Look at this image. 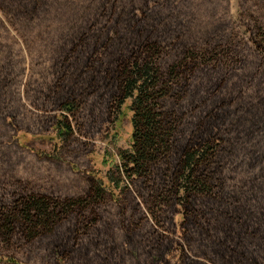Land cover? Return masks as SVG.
Returning a JSON list of instances; mask_svg holds the SVG:
<instances>
[{"label": "rangeland", "instance_id": "rangeland-1", "mask_svg": "<svg viewBox=\"0 0 264 264\" xmlns=\"http://www.w3.org/2000/svg\"><path fill=\"white\" fill-rule=\"evenodd\" d=\"M21 1L0 0L1 209L29 197L46 198L60 209L62 203L88 198L93 177L108 183L110 171L120 164L118 151L131 148L128 104L117 115L108 108L109 96L101 100L97 92L86 90L80 115L68 117L73 135L60 142L55 126L62 116L60 97L66 96L61 86H69L74 94L87 87L94 69L117 51L114 45L120 39L133 45L140 27L160 45L163 71L191 54L197 58L187 61L191 66L180 81L187 90L186 129L195 117L190 123L216 115L214 140L226 148L221 154L227 162V185L240 191L253 179L256 207L264 205V121L251 114L254 102L260 97L264 101V0H39L33 11L34 0ZM190 138L185 134L182 143ZM135 186L121 195L115 191L121 197L116 203L105 196L102 205L115 216L124 203H137L144 212L148 222L142 229L149 230L148 236L141 243L121 241L126 255L140 264H214L193 253L180 201L162 218L165 225H159ZM183 196L179 191L178 199ZM74 209L88 218L87 210ZM70 218L77 216H69L57 233ZM256 224L264 233L258 214ZM57 237H43L33 246L18 233L10 244L0 239V264H92L82 250L72 260L65 258ZM262 254L259 264H264Z\"/></svg>", "mask_w": 264, "mask_h": 264}, {"label": "trees", "instance_id": "trees-1", "mask_svg": "<svg viewBox=\"0 0 264 264\" xmlns=\"http://www.w3.org/2000/svg\"><path fill=\"white\" fill-rule=\"evenodd\" d=\"M19 2L22 1L18 0L17 5ZM38 2H32V11ZM133 36H136L131 40L133 45L124 44L123 39L114 45L118 46L117 51L110 53L105 65L94 69L87 87L84 84L74 94L69 86H61L66 96L60 97L62 116L58 117L55 126L56 138L60 142L70 139L73 129L68 117L80 115L81 97L86 90H93L97 92L98 99L110 97L108 108L112 113L119 115V111L128 104L132 128L130 151H118L120 164L110 171L108 183L103 178L93 177L96 182L86 199L62 203L60 209L57 206L52 208L51 201L43 197L14 200L5 210L0 206V239L10 244L18 233L21 240L33 246L43 237L57 235L59 252L66 254L65 258L69 260L81 254L82 250L87 252L92 264H97L94 261L122 264L121 260H126L127 264H140L125 254L121 241L141 243L143 237L148 236L146 232L149 230L142 229L148 221L141 207L137 203L129 206L124 203L126 208L124 205V208L119 207L117 216L103 211L102 207L105 196L116 203L121 197L115 191L119 190V195L128 193L127 187L136 184L134 188L159 225L162 222L165 225L166 220L162 221V218L170 216L175 203L181 202L189 221V243L197 257L214 264H259V256L264 253V233L258 231L256 217L258 214L264 221V205L260 209L256 207L259 201L252 187L254 180L250 179L248 186L240 191L227 185L224 177L227 162L222 161L221 154L226 152V148L214 140V128L219 127L216 115L190 123L195 121V117L189 121L187 129L183 120L187 108L183 100L187 90L180 85L181 76L191 66L187 61L195 62L197 58L191 54L168 71H163L159 65L161 47L152 40V34L140 27L137 35ZM134 47L138 50L132 53ZM95 48L96 42L92 49ZM115 54L117 56L113 58ZM113 88L115 92H112ZM178 92L180 95L176 97ZM174 99H177L176 103ZM252 109L254 119L264 121L262 97L254 102ZM185 134H190L195 140L190 138L182 143ZM178 190L183 191L184 199H178ZM74 208L87 210L88 218L83 211L76 213ZM73 213L76 220L70 218L66 221V229L57 233ZM100 240L105 243L100 244ZM7 262L16 263L14 260Z\"/></svg>", "mask_w": 264, "mask_h": 264}]
</instances>
